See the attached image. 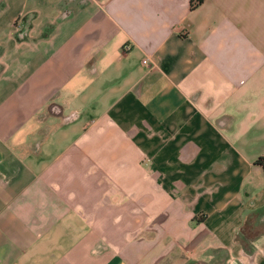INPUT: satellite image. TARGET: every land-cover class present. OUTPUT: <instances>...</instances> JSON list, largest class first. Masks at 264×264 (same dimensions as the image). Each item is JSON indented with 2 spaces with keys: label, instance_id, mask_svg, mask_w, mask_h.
<instances>
[{
  "label": "crops",
  "instance_id": "crops-1",
  "mask_svg": "<svg viewBox=\"0 0 264 264\" xmlns=\"http://www.w3.org/2000/svg\"><path fill=\"white\" fill-rule=\"evenodd\" d=\"M261 156L264 0H0V264H264Z\"/></svg>",
  "mask_w": 264,
  "mask_h": 264
},
{
  "label": "trees",
  "instance_id": "trees-1",
  "mask_svg": "<svg viewBox=\"0 0 264 264\" xmlns=\"http://www.w3.org/2000/svg\"><path fill=\"white\" fill-rule=\"evenodd\" d=\"M203 0H189L190 3V8H195L196 6H198L200 3H202ZM258 162L260 163V165H262V168L264 170V156H261L258 158Z\"/></svg>",
  "mask_w": 264,
  "mask_h": 264
},
{
  "label": "built area",
  "instance_id": "built-area-1",
  "mask_svg": "<svg viewBox=\"0 0 264 264\" xmlns=\"http://www.w3.org/2000/svg\"><path fill=\"white\" fill-rule=\"evenodd\" d=\"M128 47H129L128 45L125 46V48H128ZM143 61L146 62V60H143Z\"/></svg>",
  "mask_w": 264,
  "mask_h": 264
}]
</instances>
